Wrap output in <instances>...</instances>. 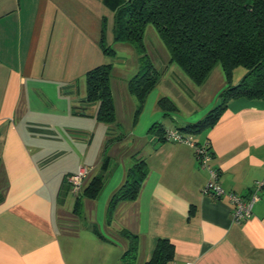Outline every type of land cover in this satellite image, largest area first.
Wrapping results in <instances>:
<instances>
[{"label": "crops", "instance_id": "crops-1", "mask_svg": "<svg viewBox=\"0 0 264 264\" xmlns=\"http://www.w3.org/2000/svg\"><path fill=\"white\" fill-rule=\"evenodd\" d=\"M114 21L103 0H0V264H119L128 248L121 231L137 237L135 264H145L160 240L172 246L166 264H264V189L251 217L234 223L227 198L202 194L209 174L193 149L149 133L158 122L170 130L201 120L227 87L221 68L206 103L187 98L181 79L169 85L170 94L151 100V118L121 165L100 152L98 171L81 184L85 189L93 177L103 178L95 200L71 192L66 177L90 166L94 141L106 145L120 131L97 121L98 103H85L86 74L116 56ZM103 39L114 57L103 53ZM128 81L124 93L133 98ZM109 85L115 108L111 78ZM161 98L177 112L164 116ZM193 138L209 146L224 190L247 199L264 177V101L229 102L216 124ZM136 159L148 169L140 193L108 215Z\"/></svg>", "mask_w": 264, "mask_h": 264}, {"label": "trees", "instance_id": "trees-1", "mask_svg": "<svg viewBox=\"0 0 264 264\" xmlns=\"http://www.w3.org/2000/svg\"><path fill=\"white\" fill-rule=\"evenodd\" d=\"M115 11L114 43L134 48L139 69L128 81V91L137 101L135 115L143 109L148 95L155 89L158 77L145 55L143 36L151 25L169 54V61L178 65L195 85H203L215 67H220L227 87L219 95V103L201 120L178 131L191 136L213 127L229 102L238 99L264 101V0H103ZM102 33L104 34V27ZM107 57L114 51L101 42ZM243 68L246 74L238 84H232L233 71ZM112 64L90 70L86 76L85 103H98L97 121L111 124L115 120L110 90ZM158 107L164 116L177 112L168 98H161ZM165 129L160 122L149 130L161 140ZM209 148V147H208ZM210 151V148H209ZM212 154V153H211ZM109 166L104 158L102 171ZM148 169L142 159H136L128 169L123 185L112 196L108 215L120 202L137 199ZM104 186L102 177H93L83 196L95 200ZM78 201L75 213H80ZM121 235L128 241L126 253L119 264H135L137 237L127 231ZM172 260V246L158 241L151 258L145 264H166Z\"/></svg>", "mask_w": 264, "mask_h": 264}, {"label": "rangeland", "instance_id": "rangeland-1", "mask_svg": "<svg viewBox=\"0 0 264 264\" xmlns=\"http://www.w3.org/2000/svg\"><path fill=\"white\" fill-rule=\"evenodd\" d=\"M143 44L145 48V55L153 66L157 77L158 85L152 93L148 95L150 99L147 100L144 104V109L136 116L137 101L136 99L126 97L124 93L125 82L131 79L138 72V57L133 47L128 45H116L112 49L115 51L116 56L112 62V71L110 78L113 81L116 95V106L114 108L115 120L113 126H117V130H120L115 134L116 136L112 137L107 141L106 145L103 144V141L95 140L90 147V153L88 156L90 166H79L77 171L73 172L72 175L78 174L81 168L87 170L88 173H96L98 171V163L100 159V152L103 150L106 151V156H108L113 162H117L121 165L123 160V153L128 149L131 150L134 146V141L138 140V135L142 127L147 124L150 120V113L152 112V102L155 97L162 93L170 94L171 91L169 85H173L175 88L177 85H180L181 79L187 88H182L184 94L187 98L195 100V102L206 103L207 101L213 99L215 94V88L217 87V81L215 78L216 70H220V67H215L210 74L211 77L203 85H195L187 77V75L182 71V69L169 61V54L162 43L161 39L157 35L155 29L148 25L145 28L143 36ZM122 46V47H121ZM239 72H246L243 68L239 67L233 71L232 79L236 78ZM143 123V124H142ZM142 124V125H141ZM114 133H116L114 131ZM104 145V146H103ZM103 146V147H102ZM103 148V149H102ZM119 153L121 156H119ZM79 161V160H78ZM78 161L74 163V167L78 164ZM100 163V162H99ZM73 167V168H74ZM72 169V168H71ZM75 169V168H74ZM90 175V174H89ZM85 182V180H84ZM84 185L81 187L80 192L84 191ZM109 189H106L104 192H108Z\"/></svg>", "mask_w": 264, "mask_h": 264}, {"label": "built area", "instance_id": "built-area-1", "mask_svg": "<svg viewBox=\"0 0 264 264\" xmlns=\"http://www.w3.org/2000/svg\"><path fill=\"white\" fill-rule=\"evenodd\" d=\"M164 137L173 143L184 144L193 149L195 159L201 170H205L209 174V180L202 189V194L211 200H220L227 198L230 204L231 217L234 223H242L249 219L253 212V207L259 199V192L264 189V177L257 181L247 199L232 193L226 192L220 183V173L212 167V154L207 144L197 143L193 136L184 134L177 129L166 130ZM87 170L81 168L76 175L66 177V182L71 192L80 191L82 181L86 178Z\"/></svg>", "mask_w": 264, "mask_h": 264}]
</instances>
